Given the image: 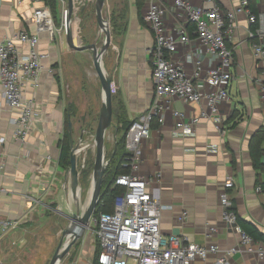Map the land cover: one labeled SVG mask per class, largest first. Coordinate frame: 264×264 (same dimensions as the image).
<instances>
[{
	"label": "crops",
	"instance_id": "obj_1",
	"mask_svg": "<svg viewBox=\"0 0 264 264\" xmlns=\"http://www.w3.org/2000/svg\"><path fill=\"white\" fill-rule=\"evenodd\" d=\"M189 1L195 7L203 4V0ZM252 1L257 15L264 14V0ZM160 3L165 11L163 22L168 34L174 33L175 21L188 27L185 14L175 10L170 0H160ZM216 3L223 12H228L236 9L239 0H216ZM115 4H120L118 10L124 12L125 27L110 42L105 53V70L111 79L112 97L115 103H120L122 118L134 122L147 112L154 100L150 61L153 36L144 23L145 1L139 12L135 0ZM42 6V2L33 0H0V42L25 31L38 36L37 50L46 56L41 62L36 86L30 82L24 84V97L33 101L35 113L24 142L13 136L15 128L10 120L17 112L4 102L0 87V223L14 224L5 233L0 229V261L3 247L12 242L23 225L32 223L36 216H42L44 209L58 203L62 188L66 189L68 182L67 172L58 165V159L69 103L63 65L69 49L57 33L40 31L32 22L34 11ZM234 24L233 33L227 39L233 53V79L228 86L227 100L218 106L221 128L211 120L200 118L207 107L205 101L196 105L175 97L161 99L162 115L153 119L151 135L141 143L137 171V175L147 179L148 191L166 208L160 224L163 235L180 236L199 245L216 244L225 249L236 246L239 238L238 232L226 228L219 199L222 184L229 176L234 182L228 191L232 208L239 218L264 234V194L255 192L258 181L264 184V172L254 169L250 156L252 143L264 150L262 136L257 135L264 132V101L260 92V84L264 85V65L252 51L249 39L252 25L248 17L237 14ZM189 36V43L179 46L172 59L192 75L198 58L195 53L202 47L193 32ZM260 43L264 45V39ZM17 48L21 55L28 53L26 45L20 44ZM208 57L204 51L199 55L203 75L209 68ZM174 111L183 115L186 124L200 118L192 126L193 136L172 138L176 123ZM235 114L237 117L233 120ZM261 163L264 166V151ZM183 211L188 212V218L180 223L178 218ZM210 226L218 228V232L207 236ZM77 242L70 264H92L96 255L93 236L85 232ZM213 260L211 256L208 263ZM232 260L233 264H257L254 256L235 255Z\"/></svg>",
	"mask_w": 264,
	"mask_h": 264
},
{
	"label": "built area",
	"instance_id": "obj_2",
	"mask_svg": "<svg viewBox=\"0 0 264 264\" xmlns=\"http://www.w3.org/2000/svg\"><path fill=\"white\" fill-rule=\"evenodd\" d=\"M42 2V0H33ZM146 3L144 23L153 36L150 49L154 100L137 121H134L125 135V149L130 158L129 173L116 178L115 184L123 188L116 198L111 213L99 212L92 216L86 232H89L98 245V255L92 264H233L235 255L254 256L257 264L264 260V245L240 229L237 214L232 208L228 191L234 187L233 178L227 177L222 184L219 199L223 208V219L226 228L238 232L236 246L221 248L216 244L199 245L190 243L176 235H163L160 224L162 212L166 209L147 189V179L137 175L141 155V143L151 135V123L154 118H161V99L175 97L187 104L200 105L206 102V109L200 118L213 121L220 129L221 118L218 106L228 98V86L233 79L231 67L233 53L227 45V39L234 30L237 14H245L250 24L257 25L250 30L249 39L255 57L264 65V14L254 15L249 0H239L235 10L223 12L216 0H203L201 7H195L189 0H170L175 10L185 14L186 23L192 26L195 38L202 49L195 53L198 56L195 70L188 75L173 62V55L179 46L190 41L187 27L175 21L174 33L166 32L163 18L164 8L160 0H144ZM65 14V10H64ZM64 17V15H63ZM32 22L38 30H49L54 34L64 35L65 26L56 29L51 11L44 5L34 11ZM255 40V41H253ZM38 36L25 31L8 36L0 42V87L4 102L17 115L10 120L14 126V138L24 142L30 126L35 119L34 105L31 99L23 94L24 84L30 82L36 86L37 76L42 69L41 62L46 56L37 50ZM26 45L28 53L21 55L18 45ZM203 51L209 56V68L203 75L199 55ZM264 101V85L260 84ZM176 123L172 138L180 139L194 135L192 126L200 118H193L186 124L182 114L173 112ZM211 151V148H208ZM50 160V157H47ZM85 157L79 156L80 164ZM255 192L264 194V184H257ZM31 199V198H30ZM188 212L183 211L178 218L183 223ZM14 227L11 222H1V232L5 233ZM218 232L216 227L207 228V236Z\"/></svg>",
	"mask_w": 264,
	"mask_h": 264
},
{
	"label": "rangeland",
	"instance_id": "obj_3",
	"mask_svg": "<svg viewBox=\"0 0 264 264\" xmlns=\"http://www.w3.org/2000/svg\"><path fill=\"white\" fill-rule=\"evenodd\" d=\"M116 1L121 0H106L105 2L103 15L108 20L112 15L113 17L117 16L120 4L116 5ZM66 7L67 0H59L54 22L56 29H59L63 24ZM117 18H114L115 21ZM72 21L75 36L80 45L95 44L97 48L101 47L104 36L96 23L93 0H74ZM59 38L65 43L63 34ZM102 62L105 69V55ZM63 65L66 71L65 89L69 101L67 106L73 116L71 120L73 141L74 144L77 143L82 136V145H88L86 150L81 153V157H85V161L87 160L86 168L90 167L91 169L88 177L81 176L80 178V201L83 204L87 197L89 179L93 170V140L99 119L101 86L92 66L90 51H66ZM113 123L112 118V123L106 131V159L110 157L114 149L116 134ZM68 213H74V208L72 207L69 212L64 209L59 211L58 203L44 209L41 217L36 216L32 223L23 225L14 235L12 242L3 247V259L0 264H49L57 248L66 241L64 231L72 227L73 223ZM93 239L97 245L96 239L94 237ZM75 246L60 264H70L74 257Z\"/></svg>",
	"mask_w": 264,
	"mask_h": 264
},
{
	"label": "water",
	"instance_id": "obj_4",
	"mask_svg": "<svg viewBox=\"0 0 264 264\" xmlns=\"http://www.w3.org/2000/svg\"><path fill=\"white\" fill-rule=\"evenodd\" d=\"M92 1V0H91ZM95 9V19L100 32L103 34V42L101 47L97 48L95 44L80 45L77 38L75 39V31L72 28V13L74 0H67V7L64 14L65 33L64 39L69 50L73 52L88 50L92 56V66L95 71L96 77L101 86V105L99 109V119L94 135V163L91 178L89 179V188L87 197L82 204L80 201V178L85 168V159L80 164L79 156L86 150V146L82 145V136L78 142L74 144L72 137V122L68 121V140L70 146V167L67 171L68 182L67 187L62 188L59 195L58 205L59 211L63 209L70 211L74 208V213H68L72 220V227L64 231L66 241L61 244L55 251L49 264H60L66 255L70 252L72 247L80 240L86 232L89 222L95 213L96 207L100 202L103 195L102 184L104 172L112 161L116 146V137L114 138V149L110 157L106 159L105 156V139L106 131L110 127L113 118L112 107V86L111 79L107 75L102 59L107 52L110 42V26L109 20L103 15L106 0H93ZM74 27V26H73ZM70 197L72 200H70ZM83 205V209L81 208Z\"/></svg>",
	"mask_w": 264,
	"mask_h": 264
},
{
	"label": "trees",
	"instance_id": "obj_5",
	"mask_svg": "<svg viewBox=\"0 0 264 264\" xmlns=\"http://www.w3.org/2000/svg\"><path fill=\"white\" fill-rule=\"evenodd\" d=\"M144 0H135L136 8L139 12L141 7L143 6ZM250 3V9L254 15H257V13L254 10L253 1L249 0ZM42 4L45 7H48L51 11L53 20L56 18V12L59 5V0H42ZM123 10H119L117 16V20L115 21V17L110 16L109 19V26H110V35H111V41L115 39L123 30L125 27V22L122 20L123 18ZM56 19L54 20V22ZM57 24V22H56ZM257 27V25H253L251 27V30H254ZM188 33L192 32V29L189 28V25L187 27ZM117 34V36H116ZM255 41V40H253ZM113 107V116H114V128H115V134H116V146L114 151V156L112 161L107 166L104 176H103V184H102V191L103 195L100 199L99 204L96 207L95 215H97L99 212L104 213H111L114 208V203L116 198L122 193L123 188L120 186H117L115 184V180L118 176L128 174L129 169V163L130 158L127 150L125 149V135L129 129V127L132 125L133 122H127L122 118L121 112V106L120 103L116 102L115 99L112 97V105ZM237 117V114L233 116V120ZM73 116L70 112V108L66 109V122H65V128L63 132L62 140L59 142V148H60V154L58 159V165L67 172L68 168L70 167V146H69V140H68V121L72 120ZM153 122V121H152ZM121 124V128L118 126ZM258 137L262 136V142H264V132H259ZM263 148L259 144H251L250 145V156L252 158L254 169L258 172H264V166H262L261 163V155L263 153ZM113 152V150H112ZM87 161V160H86ZM86 161H85V168L83 170L82 176L85 178L88 177L89 171H91L90 167L86 168ZM258 184H262L258 181ZM237 223L242 228V230L248 234L250 237L253 238L254 241L261 242L264 245V234L261 233L256 227H254L252 224L245 222L241 218L237 217ZM78 243V242H77ZM76 243V244H77ZM95 259L98 255V245H96V252H95Z\"/></svg>",
	"mask_w": 264,
	"mask_h": 264
},
{
	"label": "bare ground",
	"instance_id": "obj_6",
	"mask_svg": "<svg viewBox=\"0 0 264 264\" xmlns=\"http://www.w3.org/2000/svg\"><path fill=\"white\" fill-rule=\"evenodd\" d=\"M72 28L74 29V27H73V26H72ZM75 39H76V38H75ZM93 144H94V143H93ZM84 145H85V144H84ZM84 145H83V146H84ZM85 146H88V145H85ZM70 200H72V198H71V197H70ZM81 208H82V209L84 208V207H83V205H82V207H81Z\"/></svg>",
	"mask_w": 264,
	"mask_h": 264
},
{
	"label": "flooded vegetation",
	"instance_id": "obj_7",
	"mask_svg": "<svg viewBox=\"0 0 264 264\" xmlns=\"http://www.w3.org/2000/svg\"><path fill=\"white\" fill-rule=\"evenodd\" d=\"M75 35V34H74ZM75 38H76V36H75Z\"/></svg>",
	"mask_w": 264,
	"mask_h": 264
}]
</instances>
